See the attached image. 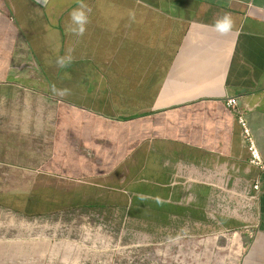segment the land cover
Wrapping results in <instances>:
<instances>
[{
	"label": "crops",
	"instance_id": "obj_1",
	"mask_svg": "<svg viewBox=\"0 0 264 264\" xmlns=\"http://www.w3.org/2000/svg\"><path fill=\"white\" fill-rule=\"evenodd\" d=\"M83 3L88 22L77 35L79 0H0V149L11 134L27 146L10 165L40 175L35 190L42 176L59 189L53 175L66 173V188L82 191L77 204L120 208L168 237H241L232 260L178 264H264V173L248 164L224 104L237 99L264 160V0ZM224 14L232 24L221 33L213 24ZM21 93L38 100H10ZM183 166L257 178L256 213L247 222L213 213L212 187L185 183Z\"/></svg>",
	"mask_w": 264,
	"mask_h": 264
},
{
	"label": "rangeland",
	"instance_id": "obj_2",
	"mask_svg": "<svg viewBox=\"0 0 264 264\" xmlns=\"http://www.w3.org/2000/svg\"><path fill=\"white\" fill-rule=\"evenodd\" d=\"M10 100H38L35 94H14ZM8 137V136H7ZM0 149V264H178L180 261L232 260L241 250L238 231L202 239L168 237L160 227L128 219L120 208L74 202L81 190L66 188L65 174L59 189L35 190L34 174L22 173L10 164L27 146L11 134ZM57 179V178H56ZM218 246L217 256L194 254V246ZM202 256V257H201Z\"/></svg>",
	"mask_w": 264,
	"mask_h": 264
},
{
	"label": "built area",
	"instance_id": "obj_3",
	"mask_svg": "<svg viewBox=\"0 0 264 264\" xmlns=\"http://www.w3.org/2000/svg\"><path fill=\"white\" fill-rule=\"evenodd\" d=\"M226 109L232 113L238 122L241 130V138L248 153V164L264 173V160L262 159L250 129L237 108V99L227 97L225 99ZM182 170L188 172L179 174V177L189 184H208L212 187V211L219 216L234 217L243 221H248L256 213V207L260 194V182L257 178L241 179L233 173H227L221 166L214 167L213 170L201 168L197 176L193 173V168L183 166ZM212 175L211 179L207 177Z\"/></svg>",
	"mask_w": 264,
	"mask_h": 264
},
{
	"label": "clouds",
	"instance_id": "obj_4",
	"mask_svg": "<svg viewBox=\"0 0 264 264\" xmlns=\"http://www.w3.org/2000/svg\"><path fill=\"white\" fill-rule=\"evenodd\" d=\"M87 5L83 3V0H79V5L76 9L70 13V24L75 25L76 27L71 28L70 30L75 32L77 35H83L85 31V25L88 22V17L86 15L85 9ZM231 19L228 14H224L221 18H218L214 21L213 27L216 28L219 32L224 33L228 31L231 27ZM71 51V50H69ZM72 57H60L57 59V65L59 67H66L67 63L71 62ZM51 90L55 95L63 96L68 94L67 89H57L53 84Z\"/></svg>",
	"mask_w": 264,
	"mask_h": 264
}]
</instances>
